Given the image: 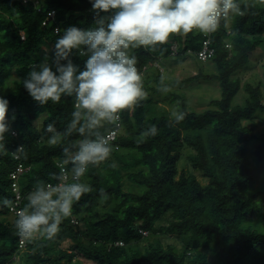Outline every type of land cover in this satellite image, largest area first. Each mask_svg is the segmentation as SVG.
Segmentation results:
<instances>
[{"label":"trees","instance_id":"trees-1","mask_svg":"<svg viewBox=\"0 0 264 264\" xmlns=\"http://www.w3.org/2000/svg\"><path fill=\"white\" fill-rule=\"evenodd\" d=\"M38 1L36 6L32 0H0V97L9 101L6 123L10 127L5 134L8 153L0 155V201L5 197L14 201L10 174L19 161L12 153L23 145L26 155H21L20 162L30 170L21 179L22 207L35 180L48 181L49 174L58 171L56 161L61 155L59 147L48 146L47 134L37 130L36 122L42 119L41 124L46 125L55 120L62 130L73 110L72 97L40 105L22 80L33 63L45 58L42 47L53 48L57 27L60 35L69 26L89 29L95 15L90 0ZM238 2L242 9L248 6L246 14L221 21L212 35L216 52L211 61L216 73L199 71L186 80L218 82L220 99L211 100L204 112H196L188 109L185 98L172 93L187 113L180 124L171 123L167 111L157 109L149 94L135 110L122 113L120 150L113 149L100 165H90L82 178L93 191L74 204L72 216L62 222L55 239L28 242L21 264H76L77 258L87 264H264V233L244 226L259 217L264 223V189L253 190L255 185L264 184V141L254 152L255 163H251L246 144L255 138L250 133L256 128L245 125L264 110L263 87L246 84L249 97L245 104L233 105L242 89L234 76L264 43V6L255 0ZM52 11L56 14L50 19ZM202 40L203 34L194 31L173 36L166 45L158 46L162 55L159 50L152 53L143 48L131 50L130 55L138 59L143 82L149 74L156 84L151 90L159 92L161 76L164 84L170 85L163 74L167 59L196 58ZM174 43L178 44L177 55H172ZM52 48L47 53L50 61ZM70 58L83 69L86 58L77 50ZM11 80L14 88L9 89ZM144 87L146 92L150 89ZM153 124L158 134L141 138L140 133ZM184 147L194 151L190 162L208 179L206 185L179 171ZM126 179L139 187L138 193L125 191ZM100 188L109 197L104 203H114L113 210L103 214L97 211ZM8 216L9 208L0 203V264H8L19 249L20 238ZM142 230L149 235L143 236ZM162 233L176 234L183 247L165 245ZM65 241L72 245L63 248ZM116 242L124 246H116ZM202 244L210 249L212 258L199 249Z\"/></svg>","mask_w":264,"mask_h":264},{"label":"clouds","instance_id":"clouds-1","mask_svg":"<svg viewBox=\"0 0 264 264\" xmlns=\"http://www.w3.org/2000/svg\"><path fill=\"white\" fill-rule=\"evenodd\" d=\"M95 12L94 25L89 29L69 26L52 48L51 61L47 53L40 63L30 66L22 80L29 95L40 105L57 104L62 97L73 98V110L65 127L56 121L46 125L36 122L37 130L47 134V144L59 147L58 171L49 180L36 179L28 192L26 205L17 210L14 201L3 198L0 203L15 212L13 227L21 243L36 238L53 240L62 222L71 217L73 206L93 191L82 179L89 166H98L113 152L112 136L123 127L121 114L133 111L148 96L138 59L130 55L143 48L155 53L173 35L186 36L194 31L208 35L216 32L221 21L244 16L238 0H90ZM264 4V0H258ZM105 13L106 15H102ZM73 50L85 57L83 69L70 58ZM157 91L168 94L172 88L161 76ZM170 112V122L180 124L187 113L179 107ZM9 101L0 97V155L7 154L5 134ZM14 118V117H13ZM158 129L153 124L140 133L141 138L154 137ZM43 138V136L41 137ZM26 155L25 146L12 153ZM116 167L115 164L112 165ZM100 202L108 200L105 189H99Z\"/></svg>","mask_w":264,"mask_h":264},{"label":"rangeland","instance_id":"rangeland-1","mask_svg":"<svg viewBox=\"0 0 264 264\" xmlns=\"http://www.w3.org/2000/svg\"><path fill=\"white\" fill-rule=\"evenodd\" d=\"M259 5L264 6V4H260L258 0H255ZM230 24V22H229ZM174 36V35H173ZM173 36L170 38L172 39ZM52 48L51 45H45L42 47L43 52H50ZM252 56H258L262 59V62L257 65L249 67L251 64V59H249L248 64L244 67V72L236 73L235 78H238L241 82L242 89L235 97L233 101L234 106L244 105L246 99L249 97L246 92L244 86L246 84H252L254 86H261L264 89V43L261 44L258 49L251 54ZM164 67V76L170 82V87L172 91L168 94H163L159 92H155L151 90L152 87H155V83L151 80L149 74L145 76V85L150 88L147 93L153 98L155 101L157 109L164 108L168 116L170 117L171 110L177 106L178 99H174L171 95L172 93L179 94L186 101V105L190 111L196 112H204L205 110L210 108V102L213 99H220L221 90L219 83L216 81H205L203 79H194L193 81H186L189 78L196 76L199 71L203 73H216V66L212 61L201 63L194 56L185 55L178 56L174 58L167 59V61L163 65ZM247 68V69H246ZM243 69V68H242ZM241 70V69H240ZM239 70V71H240ZM175 81V82H174ZM9 89L14 88L13 80L9 82ZM42 123V119L40 120ZM245 125L248 127H255V131L251 132L250 135H255V138L250 140L247 144L248 150V158L251 163H255V150L260 143L264 141V110L258 111L255 115V119L249 122H245ZM194 151L190 148L184 147L181 149L182 158L179 162V171L185 172L188 175L196 176L203 185L208 183V179L203 177L202 173L195 170L193 165L190 162V156L193 155ZM125 191H132L138 193L139 187L132 183V181L126 179L125 180ZM264 189V184L255 185L253 190ZM114 208V203L105 204L100 203L97 211L100 214H103L107 211H111ZM9 221H14L15 217L8 216ZM246 228H252L258 232L264 233V223L261 217L254 221H247L244 223ZM161 239L165 245H175L177 248L183 247V241L176 235L170 233H162L160 234ZM72 245L71 241H65L62 245L63 248H69ZM146 243H143L142 246H145ZM203 252L209 253L212 258L211 251L208 247L202 244L199 248ZM76 264H87L85 262H81L78 258L76 259Z\"/></svg>","mask_w":264,"mask_h":264},{"label":"built area","instance_id":"built-area-1","mask_svg":"<svg viewBox=\"0 0 264 264\" xmlns=\"http://www.w3.org/2000/svg\"><path fill=\"white\" fill-rule=\"evenodd\" d=\"M36 6H38L39 1L38 0H32ZM28 0H24V3H27ZM55 11H52L48 14V17L50 19H53L55 17ZM59 29V27L56 28V30ZM212 35L213 33H210L208 35L203 34V40H202V45L201 49L195 53L196 58L199 62L205 63L211 61L214 56H215V49L213 47V40H212ZM176 36V35H175ZM227 48L231 49L232 46L230 44H227ZM178 44L174 43L172 45V55H177L178 54ZM158 68H160L159 65H157ZM161 71H163L162 68H160ZM122 122V118H121ZM17 135L16 133H14ZM122 134V128L119 130H116L114 135L112 136L111 143L113 144V149L118 151L120 150V145L118 144V139ZM15 160L19 161V163L16 165V167L13 169V171L10 174L11 178V190L12 193L14 194V204L17 206V210L23 208L22 207V202H23V192H22V185H21V179L22 177L30 170L29 167H26L21 160V156L17 158L15 156ZM9 216H15V212L11 211L9 209ZM74 223H77L76 221H73ZM143 236H148L149 233L147 231L142 230L141 231ZM116 246H124L123 242H116ZM28 246V242L21 243V240H19V249L18 251L13 255L11 261L8 264H21V259H22V254L26 251Z\"/></svg>","mask_w":264,"mask_h":264},{"label":"crops","instance_id":"crops-1","mask_svg":"<svg viewBox=\"0 0 264 264\" xmlns=\"http://www.w3.org/2000/svg\"><path fill=\"white\" fill-rule=\"evenodd\" d=\"M175 36V35H174ZM169 40H171V39H169ZM255 52V51H254ZM253 52V53H254ZM249 59H251V64L252 65H250L249 67H247V68H251V66H253V65H257L258 63H260V62H262V59L260 58V57H258V56H255V55H250L249 56ZM246 68V69H247ZM242 73V72H244V68L243 69H241L240 71H238L237 73Z\"/></svg>","mask_w":264,"mask_h":264}]
</instances>
